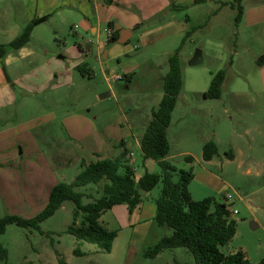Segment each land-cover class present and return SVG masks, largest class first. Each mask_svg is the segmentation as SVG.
<instances>
[{
	"label": "rangeland",
	"instance_id": "obj_1",
	"mask_svg": "<svg viewBox=\"0 0 264 264\" xmlns=\"http://www.w3.org/2000/svg\"><path fill=\"white\" fill-rule=\"evenodd\" d=\"M58 2L54 15L33 27L21 52L33 56L9 65L3 62L15 78V85L10 87L12 98L2 95L0 90V218L7 214L35 216L44 208L50 189L60 181L72 180L80 171L82 159L95 161L96 152L102 157L114 155L118 148L113 149V144L121 132L129 130V124L133 132H140L150 110L158 106L163 95L168 56L191 26L199 25L185 39L180 51L182 87L169 128L175 138H186L187 144L172 146L167 159L177 168L187 169L185 155L194 158L193 186L199 192L192 189L197 199L210 197L224 202L226 194L235 198L230 205L237 210L231 214L236 222L235 235L220 250L229 253L243 247L252 262L259 261L264 256V211L254 200L241 198L239 191L263 182L256 174L264 167V139L259 133L258 113L262 109L261 116L264 115V102L258 101L264 92V14L256 12L253 24L244 29L235 25V10L229 7H223L214 16L218 4L213 2L190 9L188 4L172 2L173 8L169 1L152 14L150 6L143 7L140 0L85 1L74 7L66 5L67 0ZM252 2L245 0L242 5ZM96 3L100 5L102 19L97 24V35H93L83 22L87 23L86 17L96 16ZM181 5L187 8H180ZM106 14L115 23L124 18L137 24L131 28L125 52L101 66L97 49L108 48V20H103ZM13 33L0 35V41L12 40L18 35ZM84 38L91 42H84ZM78 65L89 71L82 74ZM220 69L225 70L222 99L206 100L201 93ZM116 75L121 78L115 79ZM234 95L241 97L232 100ZM223 105L231 109L228 114L223 112ZM250 111L255 112L254 116H249ZM224 122H230L238 134L230 139L220 134L216 163L210 168L214 173L210 180L212 190H206L197 184L206 175L202 171V148L194 139L203 132L221 133ZM250 127L248 135L245 129ZM185 149L189 153L184 154ZM239 149L252 153L257 164L246 161L241 170L235 169L237 161L228 162L226 153ZM130 161L137 175L145 170L161 171L155 160L143 158L139 148H133ZM173 180H177L176 175ZM102 184L103 181L75 189L97 197ZM161 186L159 181L149 192L142 191L141 197L147 196L154 203ZM90 199L85 196L83 201ZM120 206L124 204L103 212V220L108 217L111 227L119 229L110 252L99 251L94 244L84 241L79 248L85 253H73L75 238L66 230L73 222L76 207L66 200L38 228L6 225L0 234V245L8 252L6 263L58 264L60 257L67 264H193V256L185 247L166 249L156 257L145 256L144 251L158 241L160 233L168 235L171 230L153 219L146 232H133L132 226L125 225L127 220L115 215L114 210ZM251 221H259V226L252 228Z\"/></svg>",
	"mask_w": 264,
	"mask_h": 264
},
{
	"label": "trees",
	"instance_id": "obj_2",
	"mask_svg": "<svg viewBox=\"0 0 264 264\" xmlns=\"http://www.w3.org/2000/svg\"><path fill=\"white\" fill-rule=\"evenodd\" d=\"M202 1L194 0V3ZM229 5L235 10L234 23L237 25L243 13L242 0H231ZM172 6L175 7L174 4ZM180 8L186 9L187 6L181 5ZM48 17L49 14L31 19L15 38L7 44L0 43V59L5 55L7 47L19 48L25 45L29 41L33 27L47 20ZM113 23L114 21L110 20L107 25L113 26ZM198 27L200 26H191L180 45L168 56V71L163 76V95L158 106L152 109L151 119L140 139L143 158L155 160L161 170L160 173L145 171L136 180L134 170L126 158L125 149L116 156L81 164V170L71 181H60L50 189L44 208L35 216L7 214L1 217L0 234L5 231L9 223L38 228L41 221L53 215L64 201L70 200L75 204L76 209L73 212V222L66 231L73 235L77 243L86 241L96 245L99 251L110 252L116 232L106 230L99 223L101 213L116 204H126L131 211L141 201V192L150 191L161 181L160 194L155 200L154 219L158 225L170 228L171 233L162 236L150 249L145 250V256L155 257L166 249L185 247L193 256V264H264V257L252 262L240 249L232 253H224L220 250V246L227 244L236 231V222L231 217L230 209L224 202H218L210 197L192 199L188 190V185L194 176L192 167L178 169L166 159L169 149L166 129L182 87L180 51L185 39ZM116 38L117 35L113 31L107 42H114ZM77 69L82 74L88 72L81 65H78ZM3 71L12 87L14 84L11 83L5 67ZM224 77V69L214 73L207 90L203 92L204 97L219 98ZM126 78L129 80L130 76ZM217 153V146L213 141L203 144V160H210ZM184 159L187 162L193 161L190 155L185 156ZM174 175L177 176L176 181L173 180ZM101 181H103L102 191L97 197L75 189L88 184H98ZM85 196L91 199L84 202ZM80 215L81 219H79ZM73 253L83 254L78 245L73 249ZM7 254L6 248L0 245V264H7ZM25 264L33 263L28 261ZM58 264L67 263L59 257Z\"/></svg>",
	"mask_w": 264,
	"mask_h": 264
},
{
	"label": "crops",
	"instance_id": "obj_3",
	"mask_svg": "<svg viewBox=\"0 0 264 264\" xmlns=\"http://www.w3.org/2000/svg\"><path fill=\"white\" fill-rule=\"evenodd\" d=\"M67 1L68 2H67L66 5L69 4L68 5L69 7H74V5L76 3H78L79 6H80V4L83 5L85 3V1L93 2L95 0H67ZM169 1L173 2L174 4L175 3L188 4L190 9H193L194 7H197L199 5H204L206 3L213 2L215 4H218V8H216L215 11H213V15L214 16L217 15L218 13H221V11H223V7H229L231 11L234 10L229 5V2L231 0H203L202 2H199V3H194V0H140L139 3L143 7L150 6L149 13L152 14L154 12L160 11L162 8H164L166 5H168ZM243 2H245V0H242V3ZM58 3H59L58 0H0V22H1L0 35H5V34L8 35L9 32H14L13 34L17 35L22 30L23 25H24L25 22L27 23L31 19L36 18V17H41V16L49 14V17L47 18V20H48L52 15H54V13H55L54 9L57 8ZM242 6H243V13H242L241 20L237 24L238 28L243 26V28L245 29V28L251 26L253 24V21H255L254 15H255L256 12L259 13V14H264V0H253L252 3H249V6H247L245 4H243ZM94 9L96 10V16H94V17H86L87 23L83 22V26L85 28L89 29L91 31V34H93V35L96 34L97 35V30H98L97 29V24L102 19L101 15H100V5H98L96 3L95 6H94ZM110 17H111L110 14H106L104 16L103 20L110 21L111 20V19H109ZM12 22H14V23H12ZM18 22H21V25H19ZM136 24L137 23L134 22V21L130 22V21L122 18L120 20V23H118V22L115 23L114 22L113 26H108V27H111L115 31V33L117 35V38H116V40L114 42L106 43L108 45V48L105 51H103L102 48H100L98 46L97 57H98V60H99L101 66H102V63L106 62L107 60L112 59V58H114V59L115 58H119L120 55L125 52L126 46H127V42H128L129 38L132 35L131 28L133 27V25H136ZM137 27H138V25H137ZM108 37H107V39H108ZM126 38H127V40L125 42H120L121 40H124ZM10 40L11 39H9L6 42L5 41L4 42L0 41V43L7 44ZM83 40H84V42H91L90 38H84ZM25 46H26V44L21 46V47H19V48L7 47L5 55L3 56L2 59H0V90H2V92H1L2 95H4L7 98H12V96L11 97L9 96L12 87H11L10 83L6 80V77L4 75L3 67L5 65L3 64V62L6 65H9V64H11L13 62L20 61V59H24L27 56L32 57L33 56L32 54H23V53H21L23 51V49H25ZM89 47L90 46H88L87 49H89ZM31 53H32V51H31ZM5 70H6L7 74L9 75V72L6 69V66H5ZM86 70H87V68H86ZM87 71H89V70H87ZM126 76H130L129 73H126ZM9 77L11 79V83L15 85V78L11 77L10 75H9ZM222 84H223V82H222ZM203 92L204 91H202L201 94H202L203 98L206 99V100L208 99L210 101H220L222 99V92L220 94V97L216 98V99H211V98L204 97ZM232 97H234L232 100H236V98H239L241 96L240 95H234ZM244 100H245V96H244ZM259 100L261 102H264V92H263L262 95L259 96L258 101ZM176 101H177V99H176ZM152 109H154V108H152ZM152 109L150 110V114L148 116L147 122L144 123V125L142 127V130L140 132L139 131L138 132L137 131L133 132L131 124H129V130L126 131V132H121L120 134H122V135L117 137L118 140L115 141V143L113 144L114 145L113 149L116 146L118 148V151H116V153L114 155L108 156V157L116 156L122 149H125L126 150V158H127L129 164L132 166V168L134 170V177H135L136 180L145 171H148V170H145L142 174H138L137 175L136 171H135V168L131 164L130 159H131V156L133 155V148H139L141 150V148H140V139H141V136L143 134V131H144L145 127L147 126L146 124H148L149 120L151 119V111H152ZM230 111H231V109L228 106L223 105V112L224 113L228 114ZM261 111H262V109H260L258 111L259 116H260V121H261L259 123V127H260L259 133H260V135L263 136V139H264V115L261 116ZM263 113H264V105H263ZM254 114H255L254 111H250L249 112V116H254ZM170 124H171V118H170V123H169V125H168V127L166 129V137H167V141H168V145H169L168 152H169L170 149H172V146H185L187 144L186 143L187 142L186 138L177 139L170 133V131H169ZM220 131H221V133H219V134L216 133V132H213L212 134H210V133L207 134V133L203 132L202 134H199V135H197L195 137L194 143L195 144H199V146L202 148V145L205 142L211 140L217 145V148H218L220 146L219 144H220V142L222 140L221 139L222 137H221L220 134H222L225 137L228 136L229 139H230V138H233L234 136H236L235 133H237L234 130V128L231 126L230 122H226V123L224 122L223 124H221ZM250 132H251V127L249 129H247V128L245 129V133L246 134L248 133V135H250ZM61 141L64 142L63 140H61ZM65 143L67 144V146H69L71 148V146L69 145L68 142H65ZM182 152L184 154L185 153H189V151H187L186 149L184 151H182ZM141 153H142V151H141ZM229 153L230 154L227 155L226 159H228L227 160L228 162L237 161L236 168L234 167L235 169L241 170L240 166L246 161L250 162L252 164H257L256 159L252 157V155H253L252 153L249 155L247 152L246 153L241 152L240 149L238 151H236V152H233V153L229 152ZM95 155H96L97 159L105 158V157H102L101 154L98 153V152H96ZM216 155H218V153ZM216 155L214 157H212L210 160H203L204 164L202 166L204 168H203L202 171L205 173L206 177H205V180L201 179L199 182H197V184L202 186L206 190L207 189L212 190V186L210 185L211 184L210 180L214 176V173H213V171L210 168H211V166L214 165V163H216L215 162V159H217ZM185 156H187V155H185ZM195 157H197V156L195 155ZM201 157H202V152H201ZM240 157H243V159L242 158L240 159ZM145 159H151V158H145ZM166 159H167V156H166ZM90 162H94V161H90ZM90 162H85L84 159L81 160V164H88ZM193 162H194V158H193L192 162L185 161V164H186L187 167H193V165H192ZM263 162H264V158H263ZM219 163L221 165L222 161H220ZM192 170L194 171L193 168H192ZM149 172H151V171H149ZM256 176H259V177L262 178V181H263L262 184L259 185L258 187L255 186L253 188H243L242 187L243 190H240L239 194L240 195L242 194L241 198H243V197H244V199L248 198L247 201L254 200V202L258 206L261 207L260 210L264 211V210H262L264 208V167L262 169H259V173H257ZM195 179H196V175H194L193 179L190 181V183L188 185V190H189V193H190V196H191L192 199L199 200L196 197H194V195H193V193H194L193 189L195 191L199 192L195 188V186H193V182L195 181ZM66 182H69V181H66ZM192 187H193V189H192ZM146 192H149V191H146ZM144 197H145V199H144ZM144 197L143 198L141 197V201L130 212H129L128 207H127L126 204H124V206H120L121 208H119L117 210H114L115 211V215H118L120 219L122 218L123 220H127V223L125 225L132 226L133 227V232H136L138 230H140L141 232H146L147 226L150 225L151 221L154 219V216H155L156 206H155L154 203H155L156 199L154 200V203H153L152 201H148L146 199L147 196H144ZM118 205H120V204L113 205L110 209L113 211V209H115V207H117ZM145 210H147V211H145ZM101 214L102 215H100L98 221L106 230L115 231V232H116V230H119L117 228H112L111 224L107 221L108 217L105 218V220H103V214L104 213L102 212ZM101 217H102V223L100 222V218ZM255 223L257 224V226H259L260 222L257 221ZM163 234L164 233H162V235H161V233H160L158 238L160 239L163 236ZM115 238H116V236L114 237V239ZM114 239H113V241H114ZM113 241H112V244H113ZM75 242H76V240H75ZM81 244H82V242H79V243L76 242V245H78V246H80ZM111 247H112V245H111ZM238 249L243 251L245 256L250 261H252V259L248 255V253H247L245 248L240 247V248L235 249L234 251H236ZM234 251H232V252H234ZM232 252H229V253H232ZM83 253H85V252H83ZM160 253H158V254H160ZM257 254H259V252H257Z\"/></svg>",
	"mask_w": 264,
	"mask_h": 264
},
{
	"label": "built area",
	"instance_id": "obj_4",
	"mask_svg": "<svg viewBox=\"0 0 264 264\" xmlns=\"http://www.w3.org/2000/svg\"><path fill=\"white\" fill-rule=\"evenodd\" d=\"M106 31H107V34L110 36L113 33L114 30L111 27H107L106 28ZM114 78L117 79V80H119L121 78V76L120 75H116V76H114ZM224 199H225L224 203L230 209L231 214L237 213V210L236 209H231L230 208V205L235 200V198H233V196L231 194H226V195H224Z\"/></svg>",
	"mask_w": 264,
	"mask_h": 264
},
{
	"label": "water",
	"instance_id": "obj_5",
	"mask_svg": "<svg viewBox=\"0 0 264 264\" xmlns=\"http://www.w3.org/2000/svg\"><path fill=\"white\" fill-rule=\"evenodd\" d=\"M118 28V27H117ZM127 40V38L126 39H124V40H121L120 42H125ZM257 226V224L254 222V221H251V227L252 228H254V227H256Z\"/></svg>",
	"mask_w": 264,
	"mask_h": 264
}]
</instances>
